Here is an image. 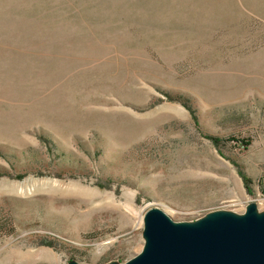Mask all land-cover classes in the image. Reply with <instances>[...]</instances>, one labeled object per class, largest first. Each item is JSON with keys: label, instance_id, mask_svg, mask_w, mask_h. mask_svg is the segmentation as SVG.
<instances>
[{"label": "rangeland", "instance_id": "obj_1", "mask_svg": "<svg viewBox=\"0 0 264 264\" xmlns=\"http://www.w3.org/2000/svg\"><path fill=\"white\" fill-rule=\"evenodd\" d=\"M252 203L264 0H0V264H123L150 208Z\"/></svg>", "mask_w": 264, "mask_h": 264}, {"label": "water", "instance_id": "obj_2", "mask_svg": "<svg viewBox=\"0 0 264 264\" xmlns=\"http://www.w3.org/2000/svg\"><path fill=\"white\" fill-rule=\"evenodd\" d=\"M143 236V249L123 264H264V213L253 203L243 214L217 211L195 223L150 208Z\"/></svg>", "mask_w": 264, "mask_h": 264}, {"label": "bare ground", "instance_id": "obj_3", "mask_svg": "<svg viewBox=\"0 0 264 264\" xmlns=\"http://www.w3.org/2000/svg\"><path fill=\"white\" fill-rule=\"evenodd\" d=\"M253 207L255 208V211H256V205L255 204H253ZM248 208V207H247ZM247 210V209H246ZM257 212V211H256Z\"/></svg>", "mask_w": 264, "mask_h": 264}, {"label": "trees", "instance_id": "obj_4", "mask_svg": "<svg viewBox=\"0 0 264 264\" xmlns=\"http://www.w3.org/2000/svg\"><path fill=\"white\" fill-rule=\"evenodd\" d=\"M217 141V140H216Z\"/></svg>", "mask_w": 264, "mask_h": 264}]
</instances>
